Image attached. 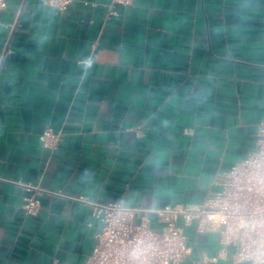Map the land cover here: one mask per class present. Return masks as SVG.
<instances>
[{
  "label": "crops",
  "instance_id": "0c3cea01",
  "mask_svg": "<svg viewBox=\"0 0 264 264\" xmlns=\"http://www.w3.org/2000/svg\"><path fill=\"white\" fill-rule=\"evenodd\" d=\"M45 1L0 12V264H85L100 231L68 196L26 214L17 181L146 209L201 203L264 121V0H136L111 18L110 0ZM47 126L63 134L54 152ZM186 232L182 264H252L222 253L218 232Z\"/></svg>",
  "mask_w": 264,
  "mask_h": 264
},
{
  "label": "built area",
  "instance_id": "2783aa9c",
  "mask_svg": "<svg viewBox=\"0 0 264 264\" xmlns=\"http://www.w3.org/2000/svg\"><path fill=\"white\" fill-rule=\"evenodd\" d=\"M74 0H46L64 13ZM136 0H110L108 18L119 15L118 5L132 6ZM92 7L98 3L86 1ZM8 0H0V12ZM256 145L241 160L221 172L201 203H174L146 209L126 206L122 201L99 202L86 195L69 196L62 190L43 187L22 180L16 183L31 195L25 198L28 215L38 213L42 196H68L89 204L92 218L100 221V231L85 264H182L191 253L187 227L197 232H218L221 252L234 263L264 264V121L257 124ZM39 139L44 148L54 152L63 139L60 131L47 126ZM151 213L160 226L152 224ZM91 224V223H89ZM221 255V253L219 254ZM217 260L218 257L213 258ZM201 264L202 262H197Z\"/></svg>",
  "mask_w": 264,
  "mask_h": 264
}]
</instances>
